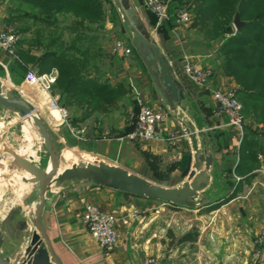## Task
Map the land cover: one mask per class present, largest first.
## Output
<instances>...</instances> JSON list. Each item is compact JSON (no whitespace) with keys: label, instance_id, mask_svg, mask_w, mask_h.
Returning <instances> with one entry per match:
<instances>
[{"label":"water","instance_id":"water-1","mask_svg":"<svg viewBox=\"0 0 264 264\" xmlns=\"http://www.w3.org/2000/svg\"><path fill=\"white\" fill-rule=\"evenodd\" d=\"M110 2L161 106L186 137L188 171L177 185L167 186L99 157L94 149L76 143L65 125L45 120L17 91L15 82L0 75V123H13L0 144L4 154L0 163L5 166L0 171V264H81L56 240L51 205L62 192L80 193L95 187L195 210L225 197L227 183L219 156L155 30L134 0ZM243 25L236 13L234 29ZM24 77L17 78V83ZM15 119L19 122L14 123ZM67 150L77 152L82 160L64 162Z\"/></svg>","mask_w":264,"mask_h":264},{"label":"rangeland","instance_id":"rangeland-1","mask_svg":"<svg viewBox=\"0 0 264 264\" xmlns=\"http://www.w3.org/2000/svg\"><path fill=\"white\" fill-rule=\"evenodd\" d=\"M101 1L106 20L103 26H100L99 24L92 25L98 35V40L96 42L99 44V49L101 50L94 62L97 66V70L93 71V75L99 78L102 82H108L111 86L115 87L116 85H121L125 90H123L125 94L111 106H103L100 109L95 110V112L86 120L73 125L78 129V133H75L76 138L73 136L75 142L78 144L81 143V145H86L91 149H94L95 152V145L98 140H118L124 144L121 146L123 148H125L127 144H137L140 142L137 141L130 143L127 142L124 137H126L134 126L139 103H143L150 107L156 105L154 103L156 100L151 95L150 86L147 82H143L145 76L144 72L135 58L134 49L127 33L122 27L116 10L111 2V5H108L105 0ZM136 2L135 3L138 5L139 9L142 11V14L146 16L144 11L148 9L145 5V0H141V3H138V1ZM16 5H18V3L15 2H12L11 4H0V27L3 25H9L6 23L5 19L10 13H14V11H10V8H13V6L15 7ZM111 6L113 8H111ZM25 7L26 6H23V8ZM187 12L189 13L188 10ZM113 13H115L116 18H114ZM206 23L207 24L202 27L201 25L193 26V23L190 22L184 27L172 30L170 33L171 36L166 38L158 34V31L161 28L160 26L156 28V23L153 26L151 25L152 27L150 28L152 30H155L156 28L155 37L160 46L163 47L164 40L168 38L172 45H176L179 49L184 50V53L186 54V57H184V55L182 57L184 62L194 63L212 69L213 77L205 89L199 90L193 86L187 87L189 94L195 97L196 102L199 103L201 101V107H205L206 113H209L211 108L209 103L212 99L211 92L214 88L221 84H232L235 89H237L238 86L232 77L223 74V68L221 66L222 59H220L217 52L221 43V38L215 37L211 33L207 36V28H209L211 24L210 21ZM231 27L235 30L233 22L231 23ZM12 28L17 33L16 28L14 26H12ZM19 37L18 42L22 38L20 35ZM70 37L71 35L69 32L65 31L64 40L67 41ZM117 40L130 45L133 49V53L125 57H120L114 54L112 52L113 45ZM167 45L168 44L165 43V46ZM174 46L166 47L170 56L173 54L171 50H173ZM15 53L14 56L10 58L16 59ZM40 54L41 53H39V55ZM172 56H175V54ZM4 58L9 62V57L4 56ZM29 71L38 73L36 68L29 66L24 74L26 75ZM54 71L56 70L54 69ZM22 82L23 79L21 82L15 83L17 85V91L32 103L35 109L38 110L46 120L48 115L47 111L44 112V110H42L33 99H31L32 96L34 97L38 93L41 94L40 90L26 84L20 87ZM54 85L51 90V95L57 97V104L59 107L66 109L69 122L72 123V117L81 119L84 115V110L76 107L68 108L65 106L63 101L59 98V95L56 92L57 89H55ZM25 91L26 93H24ZM29 96H31V98H29ZM211 116V119H213V107ZM209 117L210 116L206 115L205 119H208ZM15 122H19V119H15L14 123ZM217 123L219 124L218 119ZM221 124L217 131L225 132L229 130L228 133H231V136L229 135L230 141L228 140L227 146H223V151H225L227 161L233 162L237 157V149L241 137L239 138L235 132L227 128L224 125V120L221 121ZM246 124H248L247 121ZM12 126L13 123L8 126H3L0 123V144L3 140V134ZM259 127H261V125H259ZM114 145L115 150L119 144L115 143ZM167 146L170 149H168ZM167 146H163L162 153L154 154L150 150H145L143 154H145L144 156H146L147 160H149L150 164L156 170V173L161 177L160 181H155V179L150 181L159 184L164 182L166 185H174L178 184L180 182L179 180L183 177L181 175V161L185 153H183V145L181 144L174 143L173 146ZM0 155H4L1 146ZM96 155L143 177L138 172L128 167L130 163H126L125 159L123 163H118L98 154L97 152ZM262 160V158L259 159L260 162H262ZM4 169V164L0 163V171H3ZM107 169L108 168L106 167L105 170L108 171ZM257 171H262L263 173L258 172L259 176L256 175L257 177L255 176L249 184H243L241 191L237 193V196L233 201L219 206L213 211H208V209L205 208L195 210L178 207L176 210H173L169 208L168 205L155 201H144L135 198L125 199L115 192L101 190L102 188H98L101 193L98 195L95 194L97 188H93L94 192L92 191L91 193L85 191L84 193L76 192L73 195H76L77 198L78 195H89V199H91L90 201L96 203L101 210L110 212L116 216L117 222L119 223L117 231L120 235V244H118L113 252L120 262L121 258H124L127 261L128 253L133 252L140 258V260H142L141 262L148 259L152 260L154 264H159L161 261L165 260V263L169 264L168 250L172 249V264H210L211 261L205 256V251L211 252L210 249L212 245L206 243L204 239L211 234L212 223H216L219 226L214 229L216 237H224L219 244H216V247L217 250L219 249L220 255L226 253L227 242L224 236L226 235L225 226H227V222H230V233H233L235 237V242L232 246L234 255L231 256L233 257V261L230 260L232 261L230 264H253L251 257L257 250L261 251L262 258L256 264H261L264 257V242L258 244L255 243V240L264 232V164H261ZM172 172H175L177 176L172 174ZM238 179L237 176L230 177V180L233 181H238ZM67 197V195L64 196V198ZM132 215L135 216L130 218L129 216ZM69 225L72 226L73 222H70ZM79 226L83 229L81 233L70 232L68 234L66 231L68 229H63V231L65 230L64 239L66 242H71V244L72 241H75V244L76 242L77 244H85V242H87V239L83 238L87 235L82 222ZM64 227L66 226L64 225ZM186 233H196V236L198 237L197 242L196 244L186 243L184 247H179L177 240ZM75 244H72L74 250L80 256H84L86 253H83L79 247L75 246ZM201 246H203L204 249ZM177 247L178 250L176 251ZM198 248L204 252H199L200 249ZM195 253L198 256V259L196 258ZM217 263L227 264L226 259H223L222 256H220Z\"/></svg>","mask_w":264,"mask_h":264},{"label":"trees","instance_id":"trees-1","mask_svg":"<svg viewBox=\"0 0 264 264\" xmlns=\"http://www.w3.org/2000/svg\"><path fill=\"white\" fill-rule=\"evenodd\" d=\"M105 1L110 4L109 0ZM165 1H169V19L160 25V36L166 38L176 28V12L180 9L189 11L193 26L203 27L210 21L207 36L211 33L221 38L217 52L222 59L223 74L232 77L238 86L236 96L248 122L243 128L237 161L232 171L239 179L227 180L228 188L232 189L230 194L204 207L213 211L233 200L243 184H249L257 175V169L264 164V0ZM12 2L18 5L10 8L14 13H10L5 21L14 26L22 37L15 49L16 59H8V71L12 78H20L29 66L36 68L38 73H49L55 69L58 75L54 86L63 104L68 108L84 110L81 119L71 118L73 125L86 120L95 110L111 106L125 94L121 85L111 86L93 75V71L97 70L94 62L101 50L96 42L98 35L92 25L103 26L106 20L101 0H0V4ZM144 13L152 27L156 23V16L148 10ZM236 13L244 22L238 31L231 27ZM113 15L116 18L115 13ZM65 31L71 35L67 41L64 40ZM134 55L141 65L135 52ZM2 74L3 68L0 66ZM229 135L231 133L213 131L212 138L216 140L218 149L227 146ZM144 155L142 153L153 176L160 181L161 177ZM261 158L262 162L259 161ZM181 163V175L185 176L189 164L187 153ZM232 172L230 170L229 174ZM116 194L125 199L144 200ZM168 207L177 209L173 205ZM196 239V233H186L177 243L195 242Z\"/></svg>","mask_w":264,"mask_h":264},{"label":"crops","instance_id":"crops-1","mask_svg":"<svg viewBox=\"0 0 264 264\" xmlns=\"http://www.w3.org/2000/svg\"><path fill=\"white\" fill-rule=\"evenodd\" d=\"M135 1V0H134ZM138 1V3L141 0H136ZM135 1V2H136ZM137 3V2H136ZM172 32V31H171ZM170 32V33H171ZM168 33V37L171 36V34ZM164 46L162 47L163 50L166 52V54L169 56L171 63L179 77V79L181 80L189 99L192 101V103L194 104V109L196 111V113L200 116L201 118V122L205 125V129L208 133V137L210 140V144L213 147L214 153H216L219 157H218V164L221 166V168L224 170V179L227 183V180L230 179L231 176H234L233 174V169L234 166L236 164L237 161V157L236 160L233 162L227 161L226 156H225V151H223V149H218L215 145L216 140L212 138V134L213 131H217L218 127H217V122H215V119H211V112H212V107H213V100H210V112L206 113V109L205 107H201L200 102H196L195 101V97H193L191 94H189L188 88L189 86H193L199 90H202L201 88L196 87L195 85H192L191 83H189L183 76L181 73V69H182V65L185 63L182 60V57L184 55V57H186L184 50L179 49L178 47H176V45H172V43H170V39H166L164 40ZM165 43L168 44L167 46H174L172 53L175 54V56H170L167 52V46H165ZM171 48V47H170ZM0 61H2L3 63H8V61H6V59L4 58V56L0 53ZM176 61V62H175ZM143 72H144V80L143 82H147L148 85L150 86V90H151V95L152 97L156 100L154 101V103L156 105H160L161 106V101H160V97L155 89V87L153 86V84L151 83L150 79L148 78L146 72L144 71L143 67L141 66ZM180 75H179V74ZM5 78L9 79L10 82H15L17 83V77L12 78L11 74L8 72H6L5 70H3V74H2ZM199 101V100H198ZM158 103V104H157ZM155 106V105H154ZM162 107V106H161ZM163 108V107H162ZM51 112H53L54 114L57 115L56 110L51 108L50 110ZM49 114V113H48ZM168 114V113H167ZM210 116L208 119H205V116ZM46 120L49 122H52L51 120H49V117H46ZM54 123V122H52ZM55 124H62L65 125L66 127V131L69 134L70 137H72V139L75 141V138H73V135L70 132V129L67 127V125L65 123H62L61 121H58ZM68 124L70 125L72 130H78L77 127L73 126V124H71L68 120ZM229 131V130H228ZM228 131H225L226 133H228ZM162 139L161 140H156V141H140L137 144H127L125 148L121 147L124 144H122L120 141L115 140H98L96 142V152L104 157H107L108 159L114 160L118 163H123L124 159L126 160V163H130L128 167H130L132 170L138 172L140 175H142L144 178L148 179V180H152L156 178L153 176V172L150 170V168L147 166V163L144 161L143 157H142V153L147 150V151H151L154 154H158V153H162L163 152V146H167V145H174V143L177 144H181L183 145V153H187L189 156V147L187 144V140L186 137L182 134L179 125L177 123V121L171 117L168 114V119L165 121V125H164V130L162 133ZM230 138V137H229ZM230 141V139H229ZM118 143V147L117 149L114 150V144ZM91 146V144H90ZM94 146V147H95ZM168 147V146H167ZM168 149H170L168 147ZM190 162V159H189ZM230 163V164H229ZM188 168H189V164H188ZM231 170V174H229V171ZM258 172L263 173L262 171H256L257 175L259 176ZM172 174L176 175L177 174L175 172H172ZM184 177V176H183ZM183 177L179 180L181 181L183 179ZM257 177V176H256ZM163 185H166L165 183H162ZM177 184L174 185H167V186H175ZM92 187L90 189H88L87 191H89L90 193L94 190ZM100 189V188H99ZM97 188V190L95 191V194H101L100 190ZM101 190H106V189H101ZM232 189H229L227 186L226 189V194L225 197L230 194ZM107 191V190H106ZM109 191V190H108ZM94 192V191H93ZM76 193V192H74ZM73 192H62L57 199L54 201V203H52L51 205V220L53 222V226L56 228V235H57V239L60 244L70 253H67L69 256H71V258H74V260L80 262L81 264H142V260H140V258L134 254L133 252H129L128 253V259L127 261L124 258H121V262L117 259L118 257L115 255L114 252L110 253V254H104L98 247L97 243L89 236V234L86 231V235L83 238L87 239V242H85V244L81 243V244H75V241H72V244L74 243L76 247H79L83 253H86L84 256H80L73 248L71 242H66V240L64 239V235H65V230L63 231V229H68L66 230L68 232V234L70 232L72 233H78V232H82L83 229L79 226L81 224L80 222V213H81V209L83 207V203L87 200H91L89 199V195H78V198L76 197V195ZM68 196L67 198H64V196ZM71 196V197H69ZM74 197V198H73ZM70 198V199H69ZM235 199V198H234ZM233 199V200H234ZM231 200V201H233ZM145 201V200H144ZM204 208V207H203ZM73 222V225L70 226L69 223ZM213 226L211 227V234L209 236L205 237V241L208 244H211L212 247L210 249L211 252L205 251V256L207 257V259H209L211 262L210 264H218V260L220 259V256H222L223 259H226L227 264H230V262L233 261V256L234 255V250L232 249V246L234 245L235 242V237L233 233H230V222H227V226H225V240L227 242V251L226 253H222L220 255L219 253V249L217 250V245L219 244L220 241H222L224 237L219 238L216 237L215 235V227H219L216 223H212ZM224 224V223H223ZM64 225L66 227H64ZM119 223H116V229H118ZM84 228V226H83ZM85 229V228H84ZM229 229V230H228ZM227 230V231H226ZM119 233V232H118ZM217 233V232H216ZM224 234V233H223ZM120 236V235H119ZM223 236V235H221ZM198 239V237H197ZM197 239L195 242H185V243H180L179 247H184L186 243L189 244H196ZM199 242V241H198ZM222 243V242H221ZM119 244H120V240H119ZM203 248V246H201ZM231 247V248H230ZM200 249V248H198ZM204 249V248H203ZM178 250V247L176 248V251ZM183 252V251H182ZM199 252H204L203 250H199ZM169 253V264H172V249L168 250ZM196 255V253H195ZM196 258L198 259V256L196 255ZM232 258V259H231ZM232 260V261H230ZM263 262L261 264H264V257H263ZM159 264H166L165 260L161 261ZM168 264V263H167Z\"/></svg>","mask_w":264,"mask_h":264},{"label":"built area","instance_id":"built-area-1","mask_svg":"<svg viewBox=\"0 0 264 264\" xmlns=\"http://www.w3.org/2000/svg\"><path fill=\"white\" fill-rule=\"evenodd\" d=\"M168 2L165 0H145L147 9L157 18L156 28L169 19ZM190 19L191 15L187 10H178L175 17L176 29L186 26L190 23ZM19 38V35L13 30L11 25L1 26L0 53L7 57H13ZM112 52L120 57H125L131 55L133 49L125 42L117 40L113 45ZM0 66L8 72V63L0 61ZM181 73L189 83L201 89H205L213 77L211 68L187 62L182 65ZM56 79L57 71L54 70L49 73L29 71L25 75L20 87L26 84L38 88L41 94L48 98L51 108L56 110L58 120L65 123L70 129L71 134L76 138L75 133H78V131L72 130L68 124V113L66 109L59 107L57 97L51 95V90ZM211 98L213 100V115L219 120L217 127L219 128L221 121L224 120V125L235 132L240 138L243 134L246 120L242 113V105L236 96V89L232 84H221L212 90ZM167 119L168 114L160 105L150 107L139 103L133 129L124 139L130 143L161 140ZM80 219L89 236L97 243L99 249L104 254H110L115 251L119 244L120 236L116 229L117 218L114 214L101 210L96 203L87 200L83 203ZM263 242L264 232L255 240V243L258 244H262ZM261 258V251L257 250L252 254L251 260L253 264H256ZM142 264H154V262L145 259Z\"/></svg>","mask_w":264,"mask_h":264},{"label":"bare ground","instance_id":"bare-ground-1","mask_svg":"<svg viewBox=\"0 0 264 264\" xmlns=\"http://www.w3.org/2000/svg\"><path fill=\"white\" fill-rule=\"evenodd\" d=\"M24 93H26V91ZM29 98H31V96H29ZM31 99H33L39 105V107H41V109L44 110V112L47 111V113H49L47 115L49 117V120H51L54 123H57L59 121L57 115L50 111L51 106H50L49 100L46 96H43L42 94L38 93L34 97L32 96ZM62 160L64 162H71V161L72 162H78L79 160H82V159H80V156L77 154V152H75L73 150H67L63 153ZM102 168H104V167H102ZM59 172H60V169L58 170V173Z\"/></svg>","mask_w":264,"mask_h":264}]
</instances>
